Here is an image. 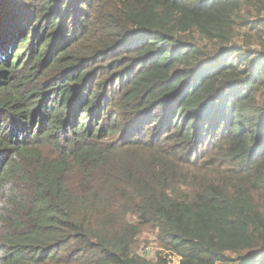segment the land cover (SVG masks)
<instances>
[{
  "label": "trees",
  "instance_id": "trees-1",
  "mask_svg": "<svg viewBox=\"0 0 264 264\" xmlns=\"http://www.w3.org/2000/svg\"><path fill=\"white\" fill-rule=\"evenodd\" d=\"M147 232L264 264V0H0V264H167Z\"/></svg>",
  "mask_w": 264,
  "mask_h": 264
},
{
  "label": "rangeland",
  "instance_id": "rangeland-1",
  "mask_svg": "<svg viewBox=\"0 0 264 264\" xmlns=\"http://www.w3.org/2000/svg\"><path fill=\"white\" fill-rule=\"evenodd\" d=\"M237 42L239 45H243L242 41L239 40V38L237 39ZM244 46V45H243ZM251 49H256L255 47H252ZM140 239L142 241H140V247H139V252L138 253H142V250L145 249V248H148L149 251L147 252V254H143V256H145L146 258L148 259H152L154 258L155 254H158V253H161L163 254V256H167V254L164 252L162 253V249H160L156 242H155V238H154V235L152 233H145L143 234ZM150 241L149 244H146L147 241ZM174 259V258H167L168 262H171V260ZM176 263V260L172 263V264H175Z\"/></svg>",
  "mask_w": 264,
  "mask_h": 264
},
{
  "label": "built area",
  "instance_id": "built-area-1",
  "mask_svg": "<svg viewBox=\"0 0 264 264\" xmlns=\"http://www.w3.org/2000/svg\"><path fill=\"white\" fill-rule=\"evenodd\" d=\"M148 251H149V249L145 248V249L142 250V254H147ZM164 252L167 254L166 258H174V259L171 260V262H168V260H167V264H172L175 260H176L175 264H180V261H181V257L180 256H178V255H176L174 253L168 252V251H163V253Z\"/></svg>",
  "mask_w": 264,
  "mask_h": 264
}]
</instances>
